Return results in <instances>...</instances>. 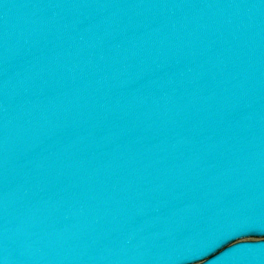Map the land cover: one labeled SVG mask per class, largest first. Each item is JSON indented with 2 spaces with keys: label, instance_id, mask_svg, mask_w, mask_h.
Segmentation results:
<instances>
[{
  "label": "water",
  "instance_id": "water-1",
  "mask_svg": "<svg viewBox=\"0 0 264 264\" xmlns=\"http://www.w3.org/2000/svg\"><path fill=\"white\" fill-rule=\"evenodd\" d=\"M250 236L264 0H0V264H264Z\"/></svg>",
  "mask_w": 264,
  "mask_h": 264
},
{
  "label": "rangeland",
  "instance_id": "rangeland-1",
  "mask_svg": "<svg viewBox=\"0 0 264 264\" xmlns=\"http://www.w3.org/2000/svg\"><path fill=\"white\" fill-rule=\"evenodd\" d=\"M261 237H258V236H250V237H247L246 239H259Z\"/></svg>",
  "mask_w": 264,
  "mask_h": 264
},
{
  "label": "snow or ice",
  "instance_id": "snow-or-ice-1",
  "mask_svg": "<svg viewBox=\"0 0 264 264\" xmlns=\"http://www.w3.org/2000/svg\"><path fill=\"white\" fill-rule=\"evenodd\" d=\"M261 239L264 240V237H261ZM235 246H237V245H235V244L231 245V247H235Z\"/></svg>",
  "mask_w": 264,
  "mask_h": 264
}]
</instances>
